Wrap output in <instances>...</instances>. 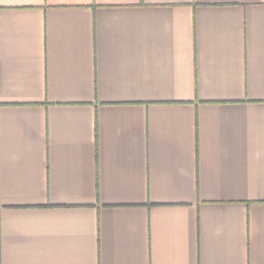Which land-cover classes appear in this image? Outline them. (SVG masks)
<instances>
[{"label": "crops", "instance_id": "0c3cea01", "mask_svg": "<svg viewBox=\"0 0 264 264\" xmlns=\"http://www.w3.org/2000/svg\"><path fill=\"white\" fill-rule=\"evenodd\" d=\"M0 264H264V0H0Z\"/></svg>", "mask_w": 264, "mask_h": 264}]
</instances>
